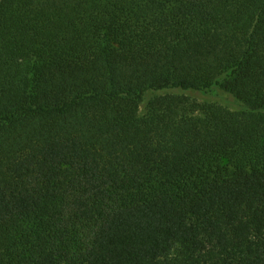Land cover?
<instances>
[{
	"label": "trees",
	"instance_id": "16d2710c",
	"mask_svg": "<svg viewBox=\"0 0 264 264\" xmlns=\"http://www.w3.org/2000/svg\"><path fill=\"white\" fill-rule=\"evenodd\" d=\"M0 264H264V0H0Z\"/></svg>",
	"mask_w": 264,
	"mask_h": 264
},
{
	"label": "rangeland",
	"instance_id": "374dc122",
	"mask_svg": "<svg viewBox=\"0 0 264 264\" xmlns=\"http://www.w3.org/2000/svg\"><path fill=\"white\" fill-rule=\"evenodd\" d=\"M167 93L165 91H148L145 93L143 100L139 105V114L142 116L147 111L149 102L161 94ZM186 95L197 100L198 102L217 103L230 110L242 109L243 104L238 101L231 94L221 88L214 89L212 92H187Z\"/></svg>",
	"mask_w": 264,
	"mask_h": 264
}]
</instances>
